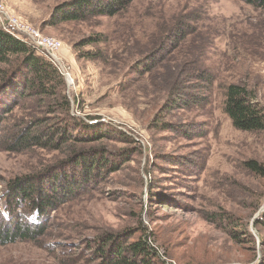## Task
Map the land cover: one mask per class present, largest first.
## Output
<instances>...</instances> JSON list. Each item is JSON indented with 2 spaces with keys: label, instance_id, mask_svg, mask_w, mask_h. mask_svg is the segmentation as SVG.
I'll return each instance as SVG.
<instances>
[{
  "label": "rangeland",
  "instance_id": "1",
  "mask_svg": "<svg viewBox=\"0 0 264 264\" xmlns=\"http://www.w3.org/2000/svg\"><path fill=\"white\" fill-rule=\"evenodd\" d=\"M66 1L0 0L8 17L61 41L71 111L95 122L68 142L78 152L70 162L66 143L0 148V217L15 178L47 172L79 183L37 222L43 236L0 245V264H85L87 243L128 229H145L173 264H264V131L234 128L223 109L229 83L247 84L264 106V10L242 0H134L111 16L57 18ZM178 23L180 36H170Z\"/></svg>",
  "mask_w": 264,
  "mask_h": 264
},
{
  "label": "trees",
  "instance_id": "2",
  "mask_svg": "<svg viewBox=\"0 0 264 264\" xmlns=\"http://www.w3.org/2000/svg\"><path fill=\"white\" fill-rule=\"evenodd\" d=\"M133 1L70 0L56 6L54 15L76 20L90 15L111 16L125 10ZM242 1L264 10V0ZM180 29L181 25L176 24L171 29L175 33L170 36L179 37ZM165 46L164 41L137 59L133 67L164 51ZM83 56L90 60L102 58V55L91 52ZM70 103L66 81L58 67L15 31L0 27V124L6 128L4 133H0V148L20 152L33 147L57 149L66 143L67 161H73L78 152L68 142L76 141L80 132L94 131L95 122L73 115ZM15 107L19 114L13 112ZM223 109L234 128L264 131V106L247 84L229 83L225 87ZM50 114L52 117H48ZM94 162L86 164L88 171L96 165ZM247 164L253 170H262L253 160ZM78 184L65 185L59 176L47 177V172L10 181L3 196L6 212L4 217H0V245L34 241L43 236L45 229L37 222L47 210H53L66 198H72ZM134 234L137 236L128 240ZM155 242L145 229L105 233L98 235L92 245L91 242L84 244L89 252L87 257L82 259L83 253H76L74 258L82 259L85 264H173V261H166Z\"/></svg>",
  "mask_w": 264,
  "mask_h": 264
},
{
  "label": "built area",
  "instance_id": "3",
  "mask_svg": "<svg viewBox=\"0 0 264 264\" xmlns=\"http://www.w3.org/2000/svg\"><path fill=\"white\" fill-rule=\"evenodd\" d=\"M0 18L7 20L6 24H1L0 26L3 29H11L19 34L25 42L29 45L36 48L43 56H45L50 62H52L55 66L58 67L67 85L72 84L73 80L71 79L70 75L66 72L63 63L61 62L60 57L58 56V51L62 47V43L60 40L44 36L38 31L37 29L23 24L15 19H11L8 17L7 13L3 10H0ZM72 103V101H71ZM71 113L75 116H79L80 109L78 106L72 107Z\"/></svg>",
  "mask_w": 264,
  "mask_h": 264
}]
</instances>
